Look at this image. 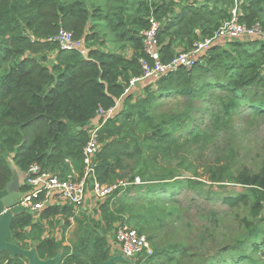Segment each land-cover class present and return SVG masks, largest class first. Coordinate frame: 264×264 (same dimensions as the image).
Here are the masks:
<instances>
[{
    "label": "trees",
    "instance_id": "trees-1",
    "mask_svg": "<svg viewBox=\"0 0 264 264\" xmlns=\"http://www.w3.org/2000/svg\"><path fill=\"white\" fill-rule=\"evenodd\" d=\"M106 1L104 8L89 9L81 0H0V150L10 153L20 172H26L29 165L36 162L64 178L70 165L66 159L81 170L82 148L89 139L87 124L98 117L101 127L97 132L99 148L94 159L95 175L100 183L111 185L120 179L123 181L137 164L145 172L153 167L155 175L153 179L139 178V184L132 183L133 177L128 185H119L100 203L99 221L90 219L89 222L86 218L85 224V219H77L81 237L72 253L62 255L59 264H100L110 257L106 237L90 228L91 223L97 228L111 230L116 224L125 223L144 234L152 254L146 256L142 264H187L186 259L197 260L191 264H202L203 255L188 242L178 223L170 219L172 212L164 208L166 204L178 208L177 221L182 208L175 200L177 179L173 178L178 174L171 167L156 164L158 157L170 162V154L175 149L176 152L187 150L190 140L183 142L172 136L179 126H158L155 117L148 114L147 105L156 95L199 98L201 91L215 89L232 101H242L256 116L263 115L264 41L243 37L226 42V46L213 44L194 65L180 66L150 79L151 82L148 80L144 97L128 108L124 103L132 99L133 91L125 93V87L132 77L142 74L139 59L144 58L153 65L143 48L141 35L149 28L150 17L159 22L160 60L167 62L178 53L174 50L175 40L190 36L199 39L212 34L220 22L211 31L206 16L215 12L221 14L233 0L195 1L179 11H174L171 3L165 0L152 5L145 0L140 2L143 9L138 8L137 15L131 14L133 0ZM239 1L243 10L241 20L247 25L264 15V0ZM227 15L228 11L225 17ZM99 20L110 28L116 42L127 44L131 51L129 56L95 39ZM196 28H200L199 31ZM60 29L82 40L87 54L60 50L57 42L48 39ZM49 53L55 55L50 65L46 63ZM112 107L116 108L108 119L98 114L100 108L107 111ZM190 135H193L191 130L186 137ZM203 135L206 139L205 132ZM192 138L198 140L200 135L197 133ZM11 175L6 157L0 155V190ZM231 180L250 194L240 192L225 196L223 203L234 209L240 203H249L252 196V217L264 219L260 214L264 202V164L256 171L243 168L237 176L212 172L210 177L211 183ZM186 182L195 183L193 179ZM59 209L55 205L45 206L36 222L29 212L14 216L12 241L25 248L36 247L42 259L53 257L61 242L49 235L42 237L45 228L41 219L54 218ZM64 211V214L69 212L68 209ZM64 218L65 228L69 222ZM238 223L251 225L245 218ZM206 230L213 239L214 233ZM233 242L231 246L225 242L219 244L214 254H219L220 258L215 262L211 258L210 262L264 264V235L252 238L249 254L238 250L240 241L234 238ZM228 250L234 253L229 258L223 254ZM0 264H24V259L11 258L10 253L4 251L0 253Z\"/></svg>",
    "mask_w": 264,
    "mask_h": 264
},
{
    "label": "rangeland",
    "instance_id": "rangeland-1",
    "mask_svg": "<svg viewBox=\"0 0 264 264\" xmlns=\"http://www.w3.org/2000/svg\"><path fill=\"white\" fill-rule=\"evenodd\" d=\"M81 1L89 9L98 6L104 8L107 4L106 0ZM143 1L145 2V0H133L134 5L130 7L132 9L131 14H138V8L141 7L139 4ZM156 1L158 0H146L149 5H152ZM165 1L171 3L174 11H179L183 7L188 8L195 1L201 2V0ZM225 8L221 14L215 12L212 15L206 16L209 20L207 25L210 26L211 31L217 23L225 18L229 6L226 5ZM256 22L259 23L260 30L264 31V15H261L259 21ZM96 26V40H102L104 44L116 51H123L128 47L125 43L115 41V36L104 21H97ZM199 29L196 28V31H199ZM184 38V40H175V52H179L184 48L191 49L193 43L198 39L195 36ZM218 44L226 46V42L225 44L224 42H218ZM50 54L52 53H49L48 56ZM48 58L46 63L50 65L53 61ZM148 80L149 82L152 81L150 79H142L133 85L129 91H133L132 99L124 103V106L129 108L135 105L140 100L139 98L144 97L143 90L148 85ZM200 94L199 98L156 95L147 107L149 108L148 114L152 115V118L155 117L158 126H179L172 136L180 138L179 141L183 140V142L186 139L190 140L187 150H178L176 152L175 149V152L170 154V162H166L161 157H158V161L156 162L160 167L163 165L167 168L171 167L178 174L173 178V180L177 179L175 180L177 182V185H175V200L180 202L179 206L182 208L177 221L178 208L173 207L171 204H166L164 208L172 212L170 219L178 223V228L188 239V242L195 246L203 255L201 258L202 264H215L210 262V259L213 258L215 262L220 258L219 254H214L219 244L221 245V243L225 242L231 246L235 243L233 242L235 238L237 242H241L239 244L236 243L238 250H243V253L249 254L251 253L252 238L259 239L264 235V219H260L259 216L252 217V210L254 208L252 200L254 197H250L251 201L249 203H240L234 209H229L222 201L225 196H235L240 192L250 194V192L235 183L234 180L217 183H211L210 181L212 172H223L231 176H237L243 168L256 171L264 164V113L263 115L256 116L242 101H232L228 95L222 96L215 89L201 91ZM124 106L122 105L123 108H125ZM89 129H91L90 126H88V132L90 131ZM190 130L193 135L186 137V133H189ZM203 132L207 135L206 139ZM197 133L200 135V138L194 140L192 137L196 136ZM0 155L6 157V163L9 167H15L10 153H2L0 150ZM129 164L133 166L131 162ZM211 166L215 169L210 170ZM154 170L150 166L148 172H145L137 164L133 171L127 173L123 181L129 182L128 180H131L133 177H138L141 180L150 177L153 179L155 175ZM187 179H193L195 183L187 184ZM104 200H97L95 197L90 196L87 198L86 204L83 202L80 205L81 216L76 218H87L89 222L92 221L90 219L99 221V206ZM84 205L89 208V211L81 212ZM260 214L264 215L263 207ZM236 217H238V221L241 218H245L251 225L246 226L245 224L238 223ZM77 219L74 220L76 224H78ZM90 228L96 229L95 232H98V234H103L107 242L113 239L115 229L97 228L94 226V223L90 224ZM206 228L214 233L213 239L207 235ZM81 233V230H79L78 237ZM223 254L228 258L234 255L230 250ZM255 258L257 259L258 257L256 256ZM195 261L197 260L186 259L187 264Z\"/></svg>",
    "mask_w": 264,
    "mask_h": 264
},
{
    "label": "built area",
    "instance_id": "built-area-1",
    "mask_svg": "<svg viewBox=\"0 0 264 264\" xmlns=\"http://www.w3.org/2000/svg\"><path fill=\"white\" fill-rule=\"evenodd\" d=\"M240 3L239 0H233V4L228 9V15L220 21L212 34L197 39L191 49L179 51L167 62L160 60V45L157 36L159 22L154 17H150V26L148 29L143 30L141 35L143 48L153 60V65L150 66L144 58H140L139 63L142 74L138 77H132L127 82L125 93L139 80L158 78L180 66L190 67L194 65L209 47L218 44V42H224L225 44V42L243 37H252L264 41V31L260 30L258 22L247 25L241 20L243 11ZM48 39L57 42L60 50H77L82 55L87 54L85 43L82 40L74 39L72 33L67 30L60 29ZM117 104L118 102L116 106ZM115 108L112 107L107 111L100 108L98 114L103 115L104 120L108 119ZM100 127L101 124H95L89 131V139L82 148L81 172L78 175L73 174L72 171L71 174H67L66 177L62 178L58 174L42 168L36 162L31 163L26 172H20L22 175V188L19 204L33 217H39L41 210L45 206L52 205L56 200L78 207L85 201L87 194H91L97 200L102 201L111 196L119 185L126 186L129 184V182L119 181L118 183L105 185L97 179L94 156L99 148L97 132ZM66 161L70 164L69 166H72L69 160L66 159ZM132 183L139 184L141 181L136 177ZM73 219L71 216L68 217L69 221ZM108 244L109 246L117 244L123 257L137 264H142L145 257L152 254V247L146 236L138 233L135 228L125 223H119L115 227L113 239H110Z\"/></svg>",
    "mask_w": 264,
    "mask_h": 264
},
{
    "label": "water",
    "instance_id": "water-1",
    "mask_svg": "<svg viewBox=\"0 0 264 264\" xmlns=\"http://www.w3.org/2000/svg\"><path fill=\"white\" fill-rule=\"evenodd\" d=\"M81 129V127H78ZM11 178L5 187L0 190V253L7 251L11 258L20 257L27 264H59L62 259V249H58L53 257L42 259L39 257L36 247L25 248L12 241L11 224L14 216L27 213V210L19 204V196L22 188L19 170L11 167ZM129 262L121 253L111 255L100 264H115Z\"/></svg>",
    "mask_w": 264,
    "mask_h": 264
},
{
    "label": "crops",
    "instance_id": "crops-1",
    "mask_svg": "<svg viewBox=\"0 0 264 264\" xmlns=\"http://www.w3.org/2000/svg\"><path fill=\"white\" fill-rule=\"evenodd\" d=\"M123 54L129 56V54H131L130 49L127 47L125 50H123ZM54 56L55 55L52 53V54H50V56H48L49 57L48 59H52V61H53ZM95 124H98V117H95L94 119H92V121H90L87 124V127L88 126L93 127ZM89 130H91V129H89ZM72 171L74 172L73 174H75V175H78L81 172L80 169L75 168L73 165L69 166V171L67 172V174H71ZM54 173L58 174V172H55V171H54ZM90 196H92V195L87 194L86 199L84 201V204H86V200ZM52 205L59 206L60 209H59L58 214L54 218H50L48 220L41 219V223L44 225V228H45V231H44L42 237H47L48 235L53 237L55 239V241L61 242V247L59 249H62L63 254L64 253L70 254V253H72L74 246L78 243V240L81 237V235L78 237V231L81 230L80 225L76 224V222L74 221L75 219H77L76 217L81 216V214H80L81 206L75 207V206H71L68 204L61 203V202H57V200L55 202H53ZM64 209H68L69 212L64 214V212H65ZM88 209L89 208L86 205H84V206H82L83 211H81V212L89 211ZM69 216L73 217L74 219L72 221H69L68 220ZM64 217H66L67 218L66 220H68V222H69L65 228L62 227L64 224L63 222H65ZM84 219H85L84 223L86 224V218H84ZM38 220H40V216L35 219V222ZM48 221H50V223L52 222V224H50V223L48 224ZM115 227H116V225H115ZM25 241L28 242L29 244L31 242L30 240H27V239ZM30 247H33V246H30ZM107 247L109 248L110 256L120 253L119 247L117 246V244L109 246V244L107 242ZM24 264H27V261L25 259H24Z\"/></svg>",
    "mask_w": 264,
    "mask_h": 264
}]
</instances>
